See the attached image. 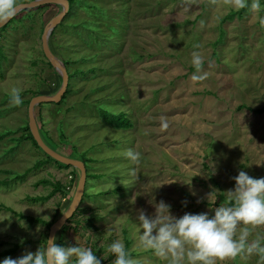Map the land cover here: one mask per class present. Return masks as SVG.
I'll use <instances>...</instances> for the list:
<instances>
[{
  "label": "rangeland",
  "instance_id": "obj_1",
  "mask_svg": "<svg viewBox=\"0 0 264 264\" xmlns=\"http://www.w3.org/2000/svg\"><path fill=\"white\" fill-rule=\"evenodd\" d=\"M252 2L230 18L242 10L234 0H75L50 36L52 52L73 76L68 93L36 111L48 143L85 156L91 175L89 197L59 244L90 247L102 264H114L107 248L119 239L134 264H167L139 240V212L155 215L150 201H165L175 217L213 216L229 203L226 192L241 170L264 178V2L257 0L256 10ZM62 9H27L0 29V206L45 221L31 224L0 209V261L44 248L49 225L76 187L74 168L37 147L28 115L34 96L55 95L62 86L42 40ZM193 52L203 59L199 73ZM194 73L205 78L193 80ZM113 113H125L132 127L116 129ZM128 149L141 154L138 165L126 159ZM40 180L66 191L34 203L54 189L37 186ZM257 237L264 226L252 229L249 241ZM218 264H258V257Z\"/></svg>",
  "mask_w": 264,
  "mask_h": 264
},
{
  "label": "clouds",
  "instance_id": "obj_2",
  "mask_svg": "<svg viewBox=\"0 0 264 264\" xmlns=\"http://www.w3.org/2000/svg\"><path fill=\"white\" fill-rule=\"evenodd\" d=\"M238 9L249 7L248 0H234ZM253 0L252 10L259 8ZM17 0H0V24L7 23L17 12ZM203 59L197 52L192 54V65L200 72ZM203 75L193 74V80ZM15 103L21 102L17 90H13ZM133 165L141 161V154L133 149L124 153ZM135 174V169H130ZM235 180L234 190L227 191V205L215 208L213 216L207 213H185L182 217L171 214V205L154 201L155 215L144 210L138 215L142 246L167 261V264H218V261L255 255L258 264H264V237L249 241L252 229L264 226V178H253L241 170ZM211 195V194H210ZM244 227H241V226ZM107 252L114 257V264H134L130 252L121 240H113ZM0 264H102L101 258L90 247L64 246L49 238L44 248L35 253L29 251L21 257H6Z\"/></svg>",
  "mask_w": 264,
  "mask_h": 264
},
{
  "label": "water",
  "instance_id": "obj_3",
  "mask_svg": "<svg viewBox=\"0 0 264 264\" xmlns=\"http://www.w3.org/2000/svg\"><path fill=\"white\" fill-rule=\"evenodd\" d=\"M46 4H57L63 7L59 15L46 25L42 36L44 53L49 59L51 65H53V67H55L56 70L60 73L62 77V86L55 95L39 94L37 96H34L29 104L28 115L31 133L42 151H44L52 159L62 163L63 165L74 167L77 172L76 187L71 201L50 227L49 238H55L56 243L58 244V239L60 233L62 232V229L69 224V221L72 220L76 212L83 204L88 183V169L86 163L82 159L73 157L72 155H65L56 150L51 146V144L48 143V141L41 133L36 111L37 107L41 104L61 102L69 88V71L65 62L52 52L50 47V36L56 29V27L62 23L64 18L69 13L71 3L69 0H33L28 3H21L18 5L16 15L12 17L7 23L0 24V29L7 26V24L22 11L44 6Z\"/></svg>",
  "mask_w": 264,
  "mask_h": 264
},
{
  "label": "trees",
  "instance_id": "obj_4",
  "mask_svg": "<svg viewBox=\"0 0 264 264\" xmlns=\"http://www.w3.org/2000/svg\"><path fill=\"white\" fill-rule=\"evenodd\" d=\"M70 1V3H71V8L70 9H72V6H73V4H74V2H75V0H69ZM251 0H249V2H250ZM263 2H264V0H263ZM247 10H248V7L247 8H245V9H242L241 11H240V13H237V12H233L232 13V15H230L229 17L230 18H233L234 16H236V15H239V16H241L244 12H247ZM65 64H66V62H65ZM67 66V65H66ZM67 69H68V67H67ZM69 71V70H68ZM69 75H70V80H71V78L73 77L70 73H69ZM69 87H70V84H69ZM68 91V90H67ZM68 93V92H67ZM65 99V98H64ZM63 102V101H62ZM42 106V105H41ZM40 106V107H41ZM104 112V110L103 111H101V115H103L102 113ZM258 112H262V110H259ZM37 114H38V112H37ZM39 114H40V110H39ZM112 116H114V120H113V126L115 127V128H117V129H128V128H131L132 127V121L128 118V116L125 114V113H119V114H116V113H113L112 114ZM124 118V119H123ZM30 136L32 137V139L34 140V142H35V144L37 145V147H39L38 146V144H37V142L35 141V139H34V137H33V135L32 134H30ZM46 139V138H45ZM40 148V147H39ZM48 156V155H47ZM48 158L50 159V160H54V159H52L50 156H48ZM56 161V160H55ZM83 161L86 163V165H88V160L86 159V157L85 156H83ZM58 162V161H57ZM44 162H39L38 163V165L39 166H41L42 164H43ZM60 163V162H59ZM60 164H62V163H60ZM62 166H63V164H62ZM64 167H68V166H66V165H64ZM87 169H88V179H90V177H91V175H90V173H89V168H88V166H87ZM75 172V171H74ZM77 172H75L74 174H75V180H74V182H77V174H76ZM2 183H5V182H1L0 181V184H2ZM42 184H52L53 185V187H54V189L52 190V192L51 193H49L47 196H40V197H36V198H32L31 200H32V202H34V203H39V202H47V201H49L52 197H54L55 196V194H57L58 192H64V191H66V189H65V186L62 184V183H60V182H58V183H51V181H49V180H40L38 183H37V186H40V185H42ZM89 197V194L86 192V194H85V198H84V200L86 199V198H88ZM70 199V198H69ZM70 201H71V199H70ZM70 201H69V203H70ZM84 202V201H83ZM68 206V205H67ZM66 206V207H67ZM0 209H5V210H7V211H11V212H13L18 218H20L21 220H26V221H28L29 223H31V224H39V223H44L45 221L42 219V218H37V217H32V216H27V215H24V214H22V213H17L16 211H14L12 208H10V207H7V206H0ZM69 223H70V221H69ZM49 226H51V224L49 225ZM66 230V228H64L63 229V232ZM59 244V243H58ZM61 244H62V242H61ZM18 251V247H14L13 249H11V250H9V251H7V254H14V253H16Z\"/></svg>",
  "mask_w": 264,
  "mask_h": 264
},
{
  "label": "crops",
  "instance_id": "obj_5",
  "mask_svg": "<svg viewBox=\"0 0 264 264\" xmlns=\"http://www.w3.org/2000/svg\"><path fill=\"white\" fill-rule=\"evenodd\" d=\"M117 129V128H116ZM122 130V129H121ZM123 130H125V129H123ZM71 155H75V151H71V153H70ZM69 154V155H70ZM65 155H68V154H65ZM74 168V167H73ZM75 172H76V170H75V168L73 169ZM77 174V173H76ZM104 175H101V177H103ZM74 177V176H73ZM99 177V176H98ZM91 179V178H90ZM89 187H90V183H87V189H86V192L89 194ZM74 190H75V187H74ZM87 199V198H86Z\"/></svg>",
  "mask_w": 264,
  "mask_h": 264
},
{
  "label": "built area",
  "instance_id": "obj_6",
  "mask_svg": "<svg viewBox=\"0 0 264 264\" xmlns=\"http://www.w3.org/2000/svg\"><path fill=\"white\" fill-rule=\"evenodd\" d=\"M70 189V188H69ZM74 191V190H73Z\"/></svg>",
  "mask_w": 264,
  "mask_h": 264
}]
</instances>
